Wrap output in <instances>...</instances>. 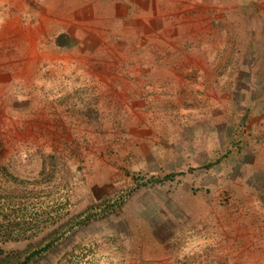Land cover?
Wrapping results in <instances>:
<instances>
[{
    "label": "rangeland",
    "instance_id": "obj_1",
    "mask_svg": "<svg viewBox=\"0 0 264 264\" xmlns=\"http://www.w3.org/2000/svg\"><path fill=\"white\" fill-rule=\"evenodd\" d=\"M23 262L264 264V0H0Z\"/></svg>",
    "mask_w": 264,
    "mask_h": 264
},
{
    "label": "trees",
    "instance_id": "obj_2",
    "mask_svg": "<svg viewBox=\"0 0 264 264\" xmlns=\"http://www.w3.org/2000/svg\"><path fill=\"white\" fill-rule=\"evenodd\" d=\"M21 264H26V262H23V263H21Z\"/></svg>",
    "mask_w": 264,
    "mask_h": 264
},
{
    "label": "crops",
    "instance_id": "obj_3",
    "mask_svg": "<svg viewBox=\"0 0 264 264\" xmlns=\"http://www.w3.org/2000/svg\"><path fill=\"white\" fill-rule=\"evenodd\" d=\"M145 1V0H144ZM118 4V3H117Z\"/></svg>",
    "mask_w": 264,
    "mask_h": 264
}]
</instances>
